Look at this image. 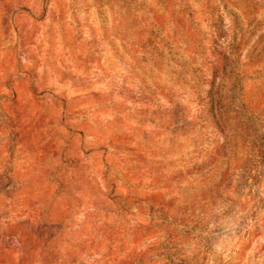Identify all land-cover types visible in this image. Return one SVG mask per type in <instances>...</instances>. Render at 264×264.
I'll return each instance as SVG.
<instances>
[{"label":"rangeland","instance_id":"1","mask_svg":"<svg viewBox=\"0 0 264 264\" xmlns=\"http://www.w3.org/2000/svg\"><path fill=\"white\" fill-rule=\"evenodd\" d=\"M0 264H264V0H0Z\"/></svg>","mask_w":264,"mask_h":264}]
</instances>
